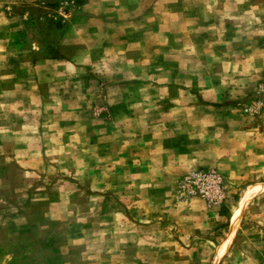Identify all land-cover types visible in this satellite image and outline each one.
<instances>
[{
    "label": "rangeland",
    "instance_id": "1",
    "mask_svg": "<svg viewBox=\"0 0 264 264\" xmlns=\"http://www.w3.org/2000/svg\"><path fill=\"white\" fill-rule=\"evenodd\" d=\"M120 1L127 9L125 20L133 22L128 11L134 8L142 20L157 15L155 25L142 22L124 39L129 48L141 42V56L130 59L138 51L129 48L94 52L93 61L80 65L71 85H62L74 96L57 99V75H49L56 68H44L49 76L42 79L35 64L59 56V35L77 17L82 0H0V264H264V186L254 188L259 195L236 222L233 213L242 193L234 195L215 254V242L206 243L212 251L195 243L188 244L187 252L173 239L158 238L156 229L134 230L118 194L104 185L110 178L104 176L101 147L96 146L100 139L88 129L92 120L101 124L106 100L118 102L117 91L142 92V99H120L125 105L155 107L169 105L181 90L186 98L175 101L216 107L204 109L205 122L214 120L217 107L227 105L232 110L223 111H232L239 127L258 124L264 135V50L251 41L261 38L260 30L258 36L248 34L262 16L245 13L244 1L214 2L218 16L205 12L210 16L205 23L215 27L204 30L199 24L204 18L192 16L198 14L194 9L200 7L199 0ZM166 10L180 15L174 24L167 23ZM181 13L191 17L182 18ZM78 20L81 24L82 18ZM96 20L102 26L106 17ZM117 29L111 28L112 48L123 36L115 35ZM246 52L259 60L252 67L241 62ZM71 106L76 114H60ZM148 112L145 118L155 116ZM71 124L78 130L71 133ZM223 177L226 192L229 185ZM178 179V199L198 198L179 197Z\"/></svg>",
    "mask_w": 264,
    "mask_h": 264
},
{
    "label": "crops",
    "instance_id": "2",
    "mask_svg": "<svg viewBox=\"0 0 264 264\" xmlns=\"http://www.w3.org/2000/svg\"><path fill=\"white\" fill-rule=\"evenodd\" d=\"M222 1L199 0L200 7L194 9L198 14L192 16L204 18L199 21L204 30L209 25L215 27L212 22L205 23V17H210L205 12L211 13L213 18L217 17L214 2ZM243 1L248 9L245 13L251 17L255 13L262 16V22L255 24L248 34L255 35L256 32L258 36L260 30L261 38H251V41L254 47L262 46L264 50V1L236 0ZM108 5L109 9L105 11ZM121 5L124 4L120 0H82L77 6V17H72L59 35V56L35 64V68L43 73L40 75L42 79L57 75V99H71L74 96L71 88L63 89L62 85H71L73 75L80 72V65H89L93 61L94 52L102 50L109 53L115 48L124 51V48H129L124 39L132 35L131 27L140 29L142 22L152 25L157 18L155 13H151L142 20L139 10L134 8L128 11L133 22L125 20L127 9ZM186 11L192 12L190 9ZM172 14L173 11L166 10L169 24H174L175 18L180 16ZM98 15L106 17L102 26L96 20ZM79 17L82 18L81 24L78 23ZM181 17L191 16L181 13ZM110 19L112 20L108 21ZM114 26L119 28L115 35L122 32L123 36L119 45L112 48L111 28ZM97 29L101 31L97 32ZM141 44L139 41L131 44L127 51L137 50L138 55L132 53L130 59L138 60L137 57L141 56ZM249 45L252 47L251 43ZM249 45H245L246 51H250ZM239 49H242L241 46ZM249 53H245V61L241 62L252 67L259 60L251 58ZM261 57L264 60V55ZM47 67L56 69L48 75L44 73V68ZM133 79L135 78L131 77ZM138 92L130 95L127 91H117L118 102L111 103L106 100V105H101V124L93 120L89 124L88 129L95 130L93 136L97 138V142L100 139L101 144L97 143L96 146L101 147L104 176L110 178L109 183L104 185H107L110 192L118 194L117 200L124 207L127 220L134 230L143 233L156 229L158 238L160 236L164 241L173 239L181 250L187 252L191 250L188 244L195 243H201L212 251L207 244L213 245L215 242V254L223 241L222 225L226 223L225 215L234 195L238 191L242 193L245 188L254 190L255 187L264 186V135L259 131L258 124L245 123L243 127H239L238 119L230 115L232 111H223L232 110L227 105L217 107L213 112L214 120L205 122L206 118L201 117V114L216 107L190 106L179 100L175 101L174 97L186 98L187 92L181 90L169 99L170 104L166 106H140L135 102L125 105L120 101L132 97L142 99V92ZM199 96L205 100L203 94ZM146 112L155 116L145 118ZM76 113L77 109L73 107L60 112L61 115ZM68 129L71 133L78 130L77 124H71ZM71 133L69 139L74 137ZM90 141L94 143L92 137ZM57 145L60 146L61 141L57 140ZM196 167L216 168L226 177L229 187L223 206H208L198 198L181 200L175 196V180ZM258 194L254 192L250 200Z\"/></svg>",
    "mask_w": 264,
    "mask_h": 264
},
{
    "label": "built area",
    "instance_id": "3",
    "mask_svg": "<svg viewBox=\"0 0 264 264\" xmlns=\"http://www.w3.org/2000/svg\"><path fill=\"white\" fill-rule=\"evenodd\" d=\"M176 187L179 197H198L208 206H222L226 198L225 178L213 168L188 171L178 179Z\"/></svg>",
    "mask_w": 264,
    "mask_h": 264
},
{
    "label": "bare ground",
    "instance_id": "4",
    "mask_svg": "<svg viewBox=\"0 0 264 264\" xmlns=\"http://www.w3.org/2000/svg\"><path fill=\"white\" fill-rule=\"evenodd\" d=\"M258 188V187H256ZM253 190H249L247 188L244 189V191L242 192V194L240 195V198L237 201V205L234 209V213H233V220L234 222L237 221V218L240 217V214L243 212V210L245 209L247 203L250 201V199L253 196L254 191ZM256 191V190H255ZM259 195V194H258ZM236 220V221H235ZM235 224V223H234ZM231 228V227H230ZM231 236L233 235V233H235V228H232L230 230Z\"/></svg>",
    "mask_w": 264,
    "mask_h": 264
}]
</instances>
